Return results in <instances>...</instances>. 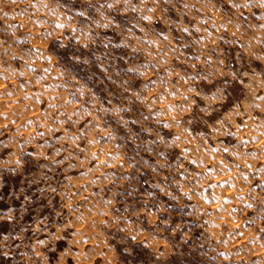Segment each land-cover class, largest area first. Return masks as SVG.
Instances as JSON below:
<instances>
[{
  "label": "clouds",
  "instance_id": "9594fccd",
  "mask_svg": "<svg viewBox=\"0 0 264 264\" xmlns=\"http://www.w3.org/2000/svg\"><path fill=\"white\" fill-rule=\"evenodd\" d=\"M260 66L264 0H0V255L264 264Z\"/></svg>",
  "mask_w": 264,
  "mask_h": 264
},
{
  "label": "rangeland",
  "instance_id": "374dc122",
  "mask_svg": "<svg viewBox=\"0 0 264 264\" xmlns=\"http://www.w3.org/2000/svg\"><path fill=\"white\" fill-rule=\"evenodd\" d=\"M258 64L259 62H254V65H258ZM257 70L258 71L264 70V66L258 67ZM245 82L247 81L245 80ZM237 122H240V121H237ZM0 158H3V154H0ZM14 179L15 178H13V180ZM13 180L6 181L5 187L3 189H0V196L3 197V199H0V213H6L9 208L19 209L20 204L23 200V197H21L20 200H17L14 196H11V193L13 192V190L18 191L19 189L18 182H13ZM10 196H11V199H9ZM58 200L59 198L57 197L54 203H57ZM44 203H46V201H44ZM49 211L50 209L41 210L39 213V219L41 220L44 219V217L48 214ZM64 212L65 213L67 212L66 208L64 209ZM16 214H17V217L19 218L18 211ZM36 218H37V211L34 209H30L29 213L25 214L23 223L35 225ZM56 230L57 229H53V231H56ZM75 230L76 229H72V231H75ZM80 230H84V228L82 227ZM15 231H19V228H17ZM10 233H13V228H12L11 223L7 220H0V238ZM26 235L30 236L31 230H29V232ZM16 243H19V241H14L13 246H15ZM93 246H94V243L85 244L83 246H77L75 244L70 245L67 241H57V252L55 254H51V255H55L56 259L55 261L50 262V264H78L77 257L75 255H72V251H75V252L87 251L88 248L93 247ZM69 249H71V251H69ZM160 250H163V246H161ZM103 251H107V249H103ZM109 258H111V254ZM255 258L256 257H253V259ZM0 264H11V261L5 259L3 255H0ZM85 264H107V260L103 256L96 255L90 261L85 262Z\"/></svg>",
  "mask_w": 264,
  "mask_h": 264
}]
</instances>
